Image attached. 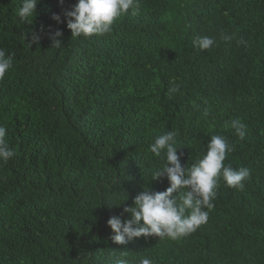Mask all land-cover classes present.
I'll return each instance as SVG.
<instances>
[{"label": "trees", "instance_id": "obj_1", "mask_svg": "<svg viewBox=\"0 0 264 264\" xmlns=\"http://www.w3.org/2000/svg\"><path fill=\"white\" fill-rule=\"evenodd\" d=\"M76 3L40 0L24 21L22 0H0L13 57L0 126L15 152L0 159V264H264V0H138L109 33L79 37L66 17ZM205 36L215 43L201 50ZM168 131L183 167L222 135L234 146L224 163L250 176L242 189L218 179L195 232L118 245L109 218L170 186L153 180L166 157L150 151Z\"/></svg>", "mask_w": 264, "mask_h": 264}, {"label": "clouds", "instance_id": "obj_2", "mask_svg": "<svg viewBox=\"0 0 264 264\" xmlns=\"http://www.w3.org/2000/svg\"><path fill=\"white\" fill-rule=\"evenodd\" d=\"M40 0H22L18 15L24 21H29L37 15V5ZM139 7L138 0H77L74 8L66 13L67 27L73 36H103L112 29L114 21L129 9L135 11ZM58 22L59 15L53 17ZM62 36L61 32L54 34ZM34 39L39 36L34 34ZM215 41L211 37H199L196 44L201 50H208ZM56 45H60L57 40ZM13 66V57L0 49V80ZM177 88L171 91H176ZM240 139L246 135L247 125L239 119L231 122ZM7 129L0 126V159L7 162L15 155L5 137ZM177 133L168 131L158 135L150 145V151L157 157L162 152L166 157L164 165L153 172V180L167 178L170 186L164 191L153 192L145 189L134 201V206L123 209L130 218L122 220L121 216H112L108 225L113 230L112 240L118 245L140 237L168 236L178 239L195 232L201 225L206 224L209 211L214 207L215 189L218 179L222 176L227 185L233 188H243V181L250 176L246 167L233 168L224 163L228 153L234 150L231 142L222 135H212L206 154L185 168L181 165L178 155ZM180 189L186 191L177 197ZM123 213L121 215H123ZM117 264H127L119 260ZM140 264H153L148 258H142Z\"/></svg>", "mask_w": 264, "mask_h": 264}]
</instances>
